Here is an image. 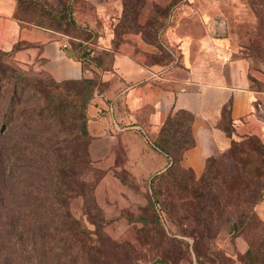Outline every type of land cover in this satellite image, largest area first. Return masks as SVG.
Segmentation results:
<instances>
[{
  "label": "crops",
  "instance_id": "crops-1",
  "mask_svg": "<svg viewBox=\"0 0 264 264\" xmlns=\"http://www.w3.org/2000/svg\"><path fill=\"white\" fill-rule=\"evenodd\" d=\"M123 9V0H73L76 23L91 28L92 45L113 52L110 67L93 63L86 68L72 45L81 36L37 23L19 0H0V48L10 63L57 81L101 79L88 105L89 154L94 168L103 171L98 201L110 204L136 202L131 188L137 183L150 188L151 176L170 166L155 141L178 110L194 114L195 145L185 151L182 164L197 178L210 157L232 145L219 126L225 106L230 105L237 137H256L264 144V75L249 57H233L225 38L208 32L200 10L193 16L181 13L163 33L178 50V55L171 50L168 59L142 31L124 33L111 51V27ZM92 39L85 42L90 46Z\"/></svg>",
  "mask_w": 264,
  "mask_h": 264
},
{
  "label": "rangeland",
  "instance_id": "rangeland-1",
  "mask_svg": "<svg viewBox=\"0 0 264 264\" xmlns=\"http://www.w3.org/2000/svg\"><path fill=\"white\" fill-rule=\"evenodd\" d=\"M68 2L73 4V0L31 2L23 0L21 9L28 12L37 23L84 39L88 33H92L91 28L81 26L83 29H79L70 25L68 15H64L63 12V7ZM141 2L144 3L141 13L144 23L151 18L161 21L159 26L146 23L144 33L151 32L148 34L149 37L161 43L168 59L173 57L170 54L171 50L177 55L178 50L168 44L163 33L173 25L174 19H177L181 13L185 15L190 12L191 16L199 15L197 9L201 11V18L208 25V32L214 38H225L224 41L233 52V57H249L257 70H262L264 67V0H142ZM130 14H132L131 18L134 12L131 11ZM111 29L114 34L113 26ZM93 43L94 38L90 45L91 59L103 57L101 61L103 68L110 67L112 59L104 55L107 51L97 49L92 45ZM5 60L9 62L8 54ZM93 63L87 61L83 64L86 68H90ZM18 70L41 80L51 77ZM91 79L98 80L97 86L102 85L98 75ZM74 100H77L76 97ZM11 134L12 141L19 139L21 132L17 123ZM26 134L30 139L32 133L27 131ZM26 147L28 153L36 148L32 144H26ZM263 159L264 146L260 142L247 141L243 148H229L217 154L210 163L212 171L214 170V182L218 187L217 200L209 193V189L200 183L201 177L197 178L194 173L185 170L179 172L182 178L176 187L164 185L162 198L165 204L151 205L150 188L143 187L139 183L131 188L136 193V202L124 204L99 202L97 187L103 177V171L94 168L90 156L88 164L84 165L81 171L72 164L63 171V178L44 182L46 186L40 194L43 209L38 214L42 213L51 221L61 220L70 213L73 218L86 225L87 242L91 246L102 248L103 253L100 257L91 251L90 253L86 250L82 251L76 254L78 264L95 263L100 258L106 262L113 260L115 264H249L245 256L246 252L259 244L260 237L257 233L264 225L262 215L264 197L255 206V217L251 223L240 229L233 226L244 217V210L249 211V207L239 201L240 190L245 184L250 190L254 189L251 182H246L243 162L261 163ZM44 166L47 168L49 163H44ZM20 172L24 173L26 179L22 186L19 183ZM9 173L11 176L12 171H8L6 175ZM258 173L255 172V175ZM12 176L15 179L13 185L8 182L6 186L12 191L11 196H14L12 203L9 204V198L3 197V192H0V198L6 199L5 204L9 208L2 213L4 218L0 219V260L5 264H17L18 261L20 264H29V258L21 256L22 252L18 245L20 239L16 234L22 231L27 238V235L32 233L31 226L24 224L23 221L21 223L23 214L17 196L19 192L14 191L24 185L28 190V185L33 182V173L16 165ZM61 184L68 187L66 193L59 199H53L51 189L60 188ZM82 191H86V198L80 196ZM25 193L27 194L28 191ZM24 200L28 203L33 202L32 192ZM55 210L56 215L53 213ZM60 226L62 230L60 237L70 239L71 243L76 242L78 247L85 236L77 234L74 222L69 219L66 224ZM71 228L74 229L73 232H67ZM24 245L29 247L26 240ZM86 253L89 254L85 255ZM256 264H264V256L260 258V263L256 261Z\"/></svg>",
  "mask_w": 264,
  "mask_h": 264
},
{
  "label": "trees",
  "instance_id": "trees-1",
  "mask_svg": "<svg viewBox=\"0 0 264 264\" xmlns=\"http://www.w3.org/2000/svg\"><path fill=\"white\" fill-rule=\"evenodd\" d=\"M19 1L22 2L23 0ZM140 2L135 0V2L130 3L127 0L124 3L121 16L113 23L114 34L111 51L118 49L124 33L129 31H142L147 42L164 50L157 39L149 37L148 34L151 32L144 33L146 23L150 22L152 26L154 24L159 26L161 21L151 18L146 23H141L144 3ZM63 10L64 15H68L70 25L81 29L82 27L76 23L74 18L72 2H68ZM131 11L134 14L130 18ZM118 28L120 29L117 30ZM92 37L93 34L88 33L84 39L73 41L72 45L83 63L87 61L91 63L92 61L101 65L103 57L91 59V48L85 42V40L92 39ZM7 54L8 52L0 48V192H3V197L9 198V204L12 203L14 196H11L12 191L6 186L8 182L13 185L15 181L12 176L14 167L17 165V167L31 170L33 173V182L30 186L28 185V190L24 185L14 191L15 193L19 192L17 196L20 199L19 206L21 214H23L21 223L23 221L24 224L30 225L32 232L27 235V238L24 237L22 231L16 234L20 239L18 245L19 250L22 252L21 256H27L29 264H78L76 254L85 250L102 257V248L91 246L87 242L85 235L88 228L86 225L73 218L70 213H68V216L66 214L65 218L61 220L52 219L51 221L44 217L42 213L38 214L43 209V200L40 194L46 186L44 182L63 178V171L70 168L72 164L76 165V168L81 171L83 166L89 162L91 133L88 124V105L99 82L96 79L87 77L65 81H57L52 77L41 80L21 73L5 60ZM104 55L109 56L108 59H113V52L107 51ZM74 97L77 100H74ZM193 122L194 114L192 112L178 110L162 124L155 143L167 154L171 163L165 171L150 178L151 205L165 204L162 198L163 187L164 185L166 187H176L182 178L179 176V172L189 170L193 173L191 169L184 167L182 164L185 151L195 145V137L192 131ZM16 123L19 125L21 135L17 141H12L11 132L14 130ZM219 126L232 138L230 149L234 147L243 148L247 141L262 143L256 137L241 138L236 136L230 105L223 108V119L220 121ZM27 131L32 133L30 139L27 137ZM26 144H32L36 148L28 153ZM262 145L264 146L263 143ZM215 156L208 159L200 183L204 184L209 189V193L217 200L218 187L214 182V170L212 171L210 167V163ZM44 163H49V166L46 168ZM243 166L247 178L246 182H251L254 189L250 190L248 185L245 184L239 192L240 203L248 206L249 211L245 212L243 208L244 217L234 223L233 228L236 229L251 223V220L255 217V206L264 197V159L261 163L256 161L243 162ZM8 171H12L11 176L10 173L6 175ZM257 171L259 173L255 175ZM19 176L21 177L19 183L22 186L26 181L25 175L20 172ZM59 187L51 189L53 199H59L68 189L67 186H62V184ZM31 192L34 195V201L28 203L24 199L31 195ZM80 196L86 198V191H82ZM5 200L0 198V219L4 218L2 213L9 210ZM53 213L56 215L57 211L55 210ZM69 219L76 225L77 234L85 236L78 247L76 242L71 243L70 239L60 237V231H62L60 225L63 226ZM19 227L22 228V225L19 224ZM73 230L71 228L67 232L72 233ZM257 236L260 237L259 244L249 248L245 255L249 264H256V261L260 263V258L264 256V225L258 230ZM24 240L27 241L29 247L24 245ZM109 261H102L100 258L95 263L82 262V264H115L113 260ZM0 264L5 263L0 260ZM17 264H20L19 261Z\"/></svg>",
  "mask_w": 264,
  "mask_h": 264
},
{
  "label": "built area",
  "instance_id": "built-area-1",
  "mask_svg": "<svg viewBox=\"0 0 264 264\" xmlns=\"http://www.w3.org/2000/svg\"><path fill=\"white\" fill-rule=\"evenodd\" d=\"M261 71H262V73H263V75H264V67L262 68V70H261ZM263 83H264V80H263Z\"/></svg>",
  "mask_w": 264,
  "mask_h": 264
},
{
  "label": "water",
  "instance_id": "water-1",
  "mask_svg": "<svg viewBox=\"0 0 264 264\" xmlns=\"http://www.w3.org/2000/svg\"><path fill=\"white\" fill-rule=\"evenodd\" d=\"M160 263H162L161 261H159Z\"/></svg>",
  "mask_w": 264,
  "mask_h": 264
}]
</instances>
